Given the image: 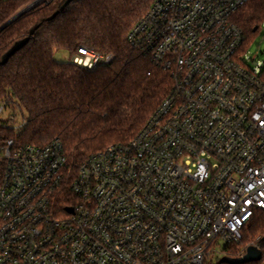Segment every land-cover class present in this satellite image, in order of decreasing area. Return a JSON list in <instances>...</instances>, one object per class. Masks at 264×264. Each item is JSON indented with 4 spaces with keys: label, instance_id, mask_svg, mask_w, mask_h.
Listing matches in <instances>:
<instances>
[{
    "label": "built area",
    "instance_id": "built-area-1",
    "mask_svg": "<svg viewBox=\"0 0 264 264\" xmlns=\"http://www.w3.org/2000/svg\"><path fill=\"white\" fill-rule=\"evenodd\" d=\"M248 1L155 0L132 26L174 85L128 142L78 165L59 139L2 147L0 264H214L243 239L264 211L263 67L232 18ZM112 58L71 54L87 69Z\"/></svg>",
    "mask_w": 264,
    "mask_h": 264
},
{
    "label": "trees",
    "instance_id": "trees-1",
    "mask_svg": "<svg viewBox=\"0 0 264 264\" xmlns=\"http://www.w3.org/2000/svg\"><path fill=\"white\" fill-rule=\"evenodd\" d=\"M33 1H1L0 27ZM65 1L44 0L0 31V61L16 41L30 36L0 64V106L21 110L26 118L19 129L10 117L0 118V151L11 139L22 144L59 139L69 161L78 165L109 144L131 140L171 92L174 78L149 48L138 49L127 38L155 0H72L62 8ZM232 18L244 32L246 49L260 34L264 0H249ZM82 45L113 58L87 69L54 57L56 48L73 54ZM3 170L0 154V182ZM259 237L263 259L264 211L260 210L246 226L243 239L228 246L226 256H240Z\"/></svg>",
    "mask_w": 264,
    "mask_h": 264
},
{
    "label": "water",
    "instance_id": "water-1",
    "mask_svg": "<svg viewBox=\"0 0 264 264\" xmlns=\"http://www.w3.org/2000/svg\"><path fill=\"white\" fill-rule=\"evenodd\" d=\"M44 0H34L30 4L26 5L23 9H21L19 12H17L13 17H11L7 22H5L1 27L0 31L5 28L8 24L15 21L17 18H19L23 13L35 8L40 3H42ZM72 0H66L64 4L62 5V8H64L66 5H68ZM30 39V36H26L18 41H16L2 56L0 64H5L11 56H13L18 50H20ZM68 211H73V208L68 207ZM262 259V250L254 245H249L246 248L245 254L238 257H229V256H223L220 260L221 263H227V264H243L247 262H256L260 261Z\"/></svg>",
    "mask_w": 264,
    "mask_h": 264
},
{
    "label": "rangeland",
    "instance_id": "rangeland-1",
    "mask_svg": "<svg viewBox=\"0 0 264 264\" xmlns=\"http://www.w3.org/2000/svg\"><path fill=\"white\" fill-rule=\"evenodd\" d=\"M24 8V7H23ZM22 8V9H23ZM260 34L250 43L248 51L246 52V56H249V62L252 66L258 67L260 70L264 67V22L261 23ZM54 57L60 61H67L71 60V54L68 50L62 48H56L54 50ZM24 112V111H23ZM11 113L15 114V119L19 123L24 118L23 113L21 110H16L15 112L12 108H6L2 113V118L7 119L10 117ZM25 113V112H24ZM222 255H213L211 260L214 264L220 262ZM258 262V261H256ZM259 264H264V257L260 261Z\"/></svg>",
    "mask_w": 264,
    "mask_h": 264
},
{
    "label": "snow or ice",
    "instance_id": "snow-or-ice-1",
    "mask_svg": "<svg viewBox=\"0 0 264 264\" xmlns=\"http://www.w3.org/2000/svg\"><path fill=\"white\" fill-rule=\"evenodd\" d=\"M245 219H246V217H245Z\"/></svg>",
    "mask_w": 264,
    "mask_h": 264
}]
</instances>
